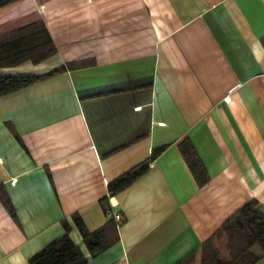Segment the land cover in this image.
I'll use <instances>...</instances> for the list:
<instances>
[{"label": "crops", "instance_id": "0c3cea01", "mask_svg": "<svg viewBox=\"0 0 264 264\" xmlns=\"http://www.w3.org/2000/svg\"><path fill=\"white\" fill-rule=\"evenodd\" d=\"M34 22L56 52L0 66V76L66 67L0 96V264H30L64 234L82 264H175L191 254L199 264L203 242L239 208L255 200L264 214V0L0 5V39ZM184 140L202 185L179 150ZM145 161L136 179L109 190ZM109 195L123 214L118 227Z\"/></svg>", "mask_w": 264, "mask_h": 264}, {"label": "trees", "instance_id": "16d2710c", "mask_svg": "<svg viewBox=\"0 0 264 264\" xmlns=\"http://www.w3.org/2000/svg\"><path fill=\"white\" fill-rule=\"evenodd\" d=\"M13 0H0V5ZM56 52L47 28L43 22H34L11 32L0 39V66H14L25 60L39 63ZM66 66L53 69L40 76L17 75L0 76V96L27 87L43 77L65 70ZM179 150L187 161L199 185L205 182L202 167L195 156L192 144L184 140ZM160 150H154L151 159L158 156ZM145 161L118 176L108 184L112 193L117 192L136 179L147 168ZM87 244L101 250V244H94L98 232L88 233L76 218ZM225 235V248L222 252L214 243L215 237ZM93 240V242H92ZM259 250V253L255 249ZM264 254V214L259 212L257 202L252 200L239 208L215 233L205 240L201 247L199 264H253ZM194 254L177 261L175 264H191ZM84 258L79 249L66 234L55 239L30 259V264H82Z\"/></svg>", "mask_w": 264, "mask_h": 264}, {"label": "built area", "instance_id": "2783aa9c", "mask_svg": "<svg viewBox=\"0 0 264 264\" xmlns=\"http://www.w3.org/2000/svg\"><path fill=\"white\" fill-rule=\"evenodd\" d=\"M108 206L107 214L109 218L114 222L115 226L118 227L123 220V214L117 209L118 201L113 195L108 196Z\"/></svg>", "mask_w": 264, "mask_h": 264}, {"label": "rangeland", "instance_id": "374dc122", "mask_svg": "<svg viewBox=\"0 0 264 264\" xmlns=\"http://www.w3.org/2000/svg\"><path fill=\"white\" fill-rule=\"evenodd\" d=\"M225 238H220L218 240V247L219 249L223 252L224 251V248H225Z\"/></svg>", "mask_w": 264, "mask_h": 264}]
</instances>
